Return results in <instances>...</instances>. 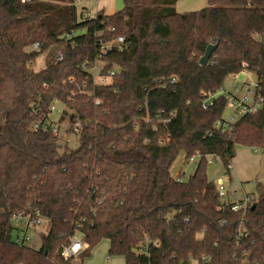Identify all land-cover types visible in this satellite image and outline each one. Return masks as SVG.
Instances as JSON below:
<instances>
[{
	"label": "trees",
	"instance_id": "1",
	"mask_svg": "<svg viewBox=\"0 0 264 264\" xmlns=\"http://www.w3.org/2000/svg\"><path fill=\"white\" fill-rule=\"evenodd\" d=\"M76 1L0 0V264H75L62 255L75 236L87 245L82 262L107 240L125 264H264V183L250 208L233 212L207 172V159L220 158L230 179L238 147L264 150V104L224 133V95L202 107L203 93L244 71L264 99V0H209L183 14L181 0H123L121 11L86 19ZM120 36L128 49L103 61L121 74L94 85L88 67ZM34 43L43 49L29 51ZM54 114L69 134L80 123L76 149L50 126L34 129ZM181 153L199 157L188 181L171 174ZM37 213L41 247L16 243L15 218Z\"/></svg>",
	"mask_w": 264,
	"mask_h": 264
},
{
	"label": "built area",
	"instance_id": "2",
	"mask_svg": "<svg viewBox=\"0 0 264 264\" xmlns=\"http://www.w3.org/2000/svg\"><path fill=\"white\" fill-rule=\"evenodd\" d=\"M95 15H89L88 12H85L84 18H92L95 17ZM114 31V29H112ZM75 35L74 32L67 35V39H71ZM259 40L261 42H264V34L259 36ZM44 44L41 43H34L30 46L31 51H41L43 49ZM53 48V46H49L48 49L50 50ZM113 48H118L120 51H125L128 49V45L125 43L124 37H118L114 42L105 45L102 47V53L99 54V56L96 58L93 64H91L88 67V71L92 76L93 84L96 86H108L111 85L115 79L116 76L121 74V69L118 67H114L113 69H108L107 71H104L105 69V63L103 61V55L106 53V51L111 50ZM48 49L45 51V53L48 52ZM64 59V53L62 51H57L54 54L53 61L54 64H58ZM237 75L232 76L231 78H237ZM175 80L173 79L171 82L173 83ZM89 96H93V93L90 92L88 94ZM219 95H224L225 99L228 101V107H232L237 105L242 113V115L246 114H253L256 113L259 109L263 107L264 99L261 97L258 93L257 84L255 83H244L242 85L235 86L233 90L228 91L225 88H223L218 94L216 95H210L208 93H203L202 96L204 98L203 101V109L207 110L209 107H212L214 105V99L218 97ZM98 104L99 101H96ZM51 113H58L59 112V106L57 104H53L50 107ZM234 120V117L232 118ZM229 123L232 122H226L222 123L219 122L216 124V128L221 132L224 133L226 131V127L229 126ZM49 126L51 127V130L53 134L57 137H59L64 143H71L72 142V136H76V134L79 133L80 130V123L75 122L72 127V134H69L67 132L68 130V124L67 123H61L58 120H50L46 122V124H43L42 121H38L34 124V129L38 130L40 128L48 129ZM191 159L190 161H192ZM228 171H232V165L231 163L228 165ZM230 181L228 175L224 174L217 185L218 195L221 199L227 202L226 206H224V209L229 207L231 211L233 212H241L246 211L248 208H250L253 205V199L252 195L249 194H243V196L239 197L235 193H233L230 190L229 187ZM229 204V206H228ZM20 220H24L25 224L22 229H17L16 233L14 234V241L18 244H29L31 243L32 237L29 234V231L32 227H37L42 225V218L39 213L35 217H32V215L25 216L23 214H19L15 221L18 222ZM243 230L242 224L238 228V234L241 235ZM87 248V245L82 241V239L78 236H75L67 246L63 249V257L68 259H76L80 258L84 250Z\"/></svg>",
	"mask_w": 264,
	"mask_h": 264
},
{
	"label": "rangeland",
	"instance_id": "3",
	"mask_svg": "<svg viewBox=\"0 0 264 264\" xmlns=\"http://www.w3.org/2000/svg\"><path fill=\"white\" fill-rule=\"evenodd\" d=\"M191 1H200V3H192ZM203 0H181L179 1V10L188 8H193L191 11L196 10H202L208 5L209 0H204V3L202 5ZM191 2L192 4L190 5ZM187 3V4H186ZM76 6L78 8V11L80 12L82 8H85L89 15H95L98 11L104 10L106 14H112L115 12H119L124 8V1L123 0H77ZM176 7V6H175ZM190 10V9H189ZM185 12V11H182ZM29 51H31L30 48H28ZM46 67V59L44 56H40L34 65V69L36 71H39L41 69H44ZM256 77L254 74L249 73L247 71H244L240 74H238V77L231 78L227 82L225 89L228 91L233 90L235 86L242 85L244 83H255ZM242 116V113L237 105L229 107L225 113V120L228 122L235 123L240 119ZM57 114H54L53 119L57 120ZM234 117V120L232 118ZM63 142V141H62ZM61 142V143H62ZM79 141L75 138V136H72V143L70 144V149H76L78 147ZM241 148L249 149L252 153H254L253 148L249 147H238L237 151H239ZM258 154L261 155L264 150L257 149ZM207 164V172L208 177L210 180H212L215 184H217L220 180V178L225 174L226 167L224 166L223 162L220 160V158H213L209 157ZM199 157L195 156L192 161L186 162L185 156L183 153L178 155L174 163L171 167V174L174 178L179 179L181 181H188L190 176H192L198 166ZM231 189L234 191L236 190L238 192V196H243L244 191L247 193L252 194V196L257 198V190L253 188V184L249 182H245L243 184L238 183L237 181H233ZM243 186V189L241 187ZM230 187V184H229ZM230 189V190H231ZM231 190V191H232ZM244 190V191H243ZM25 221L20 220L18 222H15V226L18 229H22L24 227ZM16 233V232H15ZM14 233V234H15ZM29 234L32 237V246L36 248H40L42 245V235L46 234V221H42V225L35 227H32L29 231ZM109 242L107 240H103L99 245H97L91 252V255L89 257H86L83 259V262L80 258L74 259L75 264H125V260L123 257L120 256H113L109 257ZM191 264H198L196 260L192 261Z\"/></svg>",
	"mask_w": 264,
	"mask_h": 264
},
{
	"label": "crops",
	"instance_id": "4",
	"mask_svg": "<svg viewBox=\"0 0 264 264\" xmlns=\"http://www.w3.org/2000/svg\"><path fill=\"white\" fill-rule=\"evenodd\" d=\"M191 2L198 4L200 3V1H191ZM191 2H189L190 5L192 4ZM203 3L204 0L202 1V5ZM178 4L179 2L176 4V10L180 14L195 12V11H191V9L193 8H188V7L181 10L180 12ZM256 152H258L257 149H254V153H252L251 150L244 148H241L239 151L236 152L235 157L231 161L232 171H231V178L229 179L230 189L232 187L231 183H233V181H237L240 184H243L245 182L252 183L254 189H256V184L258 182L264 183V152L261 155H256L258 154ZM241 187L243 189L242 185ZM232 192L235 193L237 196L239 195L236 190L234 191L232 190ZM243 193L252 195L250 193H247L246 191H244Z\"/></svg>",
	"mask_w": 264,
	"mask_h": 264
},
{
	"label": "water",
	"instance_id": "5",
	"mask_svg": "<svg viewBox=\"0 0 264 264\" xmlns=\"http://www.w3.org/2000/svg\"><path fill=\"white\" fill-rule=\"evenodd\" d=\"M217 48V45H210L207 50L205 55L202 57V59L200 60V64L201 65H207L210 61L211 55L214 52V50Z\"/></svg>",
	"mask_w": 264,
	"mask_h": 264
}]
</instances>
